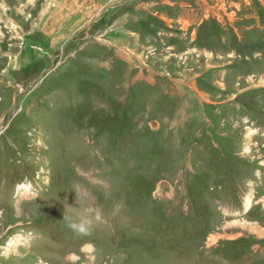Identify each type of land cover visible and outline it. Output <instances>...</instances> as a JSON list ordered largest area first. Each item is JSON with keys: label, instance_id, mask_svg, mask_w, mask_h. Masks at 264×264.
I'll return each mask as SVG.
<instances>
[{"label": "rangeland", "instance_id": "rangeland-1", "mask_svg": "<svg viewBox=\"0 0 264 264\" xmlns=\"http://www.w3.org/2000/svg\"><path fill=\"white\" fill-rule=\"evenodd\" d=\"M0 264H264V0H0Z\"/></svg>", "mask_w": 264, "mask_h": 264}, {"label": "clouds", "instance_id": "clouds-1", "mask_svg": "<svg viewBox=\"0 0 264 264\" xmlns=\"http://www.w3.org/2000/svg\"><path fill=\"white\" fill-rule=\"evenodd\" d=\"M101 218L102 212L99 208L87 207L83 213L74 218L64 215L63 220L76 237H83L92 234L94 222L101 221ZM87 247L91 248L90 245Z\"/></svg>", "mask_w": 264, "mask_h": 264}, {"label": "bare ground", "instance_id": "bare-ground-1", "mask_svg": "<svg viewBox=\"0 0 264 264\" xmlns=\"http://www.w3.org/2000/svg\"><path fill=\"white\" fill-rule=\"evenodd\" d=\"M245 204H246V207H248L250 205V198H248L247 200H245ZM88 246V245H87ZM162 246V245H161ZM88 249V248H87ZM160 253V252H159ZM162 256V254H161Z\"/></svg>", "mask_w": 264, "mask_h": 264}]
</instances>
